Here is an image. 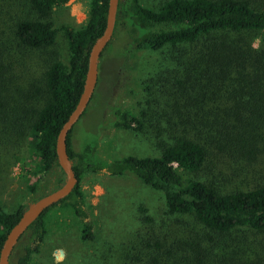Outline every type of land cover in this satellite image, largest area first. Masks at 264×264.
<instances>
[{
    "label": "trees",
    "instance_id": "16d2710c",
    "mask_svg": "<svg viewBox=\"0 0 264 264\" xmlns=\"http://www.w3.org/2000/svg\"><path fill=\"white\" fill-rule=\"evenodd\" d=\"M65 2L0 0V160L26 142L42 161L41 177L27 187L30 203L63 183L56 136L105 25L108 0H88L80 28L55 27L51 13ZM146 3L118 1L113 37L125 35L124 54L159 56L139 84V112L115 108L113 126L153 134L157 154L107 160L92 142L75 151L72 128L66 144L77 184L30 224L9 264H32L47 235L45 216L58 209L78 219L82 242L98 246L83 264H264V0ZM60 32L64 59L53 50ZM164 130L168 139H160ZM100 172L131 177L162 196L156 215L136 205L138 227L121 245L97 240L83 209L80 181ZM27 205L12 212L0 205V248Z\"/></svg>",
    "mask_w": 264,
    "mask_h": 264
},
{
    "label": "rangeland",
    "instance_id": "374dc122",
    "mask_svg": "<svg viewBox=\"0 0 264 264\" xmlns=\"http://www.w3.org/2000/svg\"><path fill=\"white\" fill-rule=\"evenodd\" d=\"M142 3L147 4L146 0ZM87 11L88 0H66L62 6L53 9L51 20L55 27L78 29L85 23ZM252 43L258 48L257 39ZM125 44V35L117 39L114 36L102 52L92 98L70 136V144L75 151L81 143L92 142L97 143L99 155L107 160L157 154L153 134H136L113 126L115 108L139 112V104L143 103L139 84L146 79L148 71H155L154 64H157L159 56L154 51L128 56L124 54ZM53 50L63 59L66 57L63 33L57 34ZM168 115H162L165 121ZM160 136V139H168L167 130ZM147 137L152 139L153 144ZM19 151L8 159L0 160V205L6 212L14 211L20 204L30 203L27 187L34 185L42 175V161L31 155L26 142ZM80 187L84 192L83 209L97 232V240L100 237L114 245L127 242L138 227L133 214L137 204L145 203L156 215V209L162 202L161 194L142 186L137 180L110 177L104 172L84 176ZM48 189L52 191L53 187ZM45 221L47 235L34 254L32 264H83L87 253L93 255L97 250L96 242L84 243L80 240V224L69 210H50Z\"/></svg>",
    "mask_w": 264,
    "mask_h": 264
},
{
    "label": "water",
    "instance_id": "95a60500",
    "mask_svg": "<svg viewBox=\"0 0 264 264\" xmlns=\"http://www.w3.org/2000/svg\"><path fill=\"white\" fill-rule=\"evenodd\" d=\"M119 0H108L105 15V25L102 33L94 40L88 50L86 69L81 93L73 110L60 127L55 140V154L59 169L63 174V183L55 190L29 203L22 211L17 222L6 233L0 248V264H9L10 256L25 234L28 227L44 211L65 199L77 184L72 162L67 154L66 139L78 120L85 112L97 84L98 61L102 52L113 39L114 26Z\"/></svg>",
    "mask_w": 264,
    "mask_h": 264
}]
</instances>
